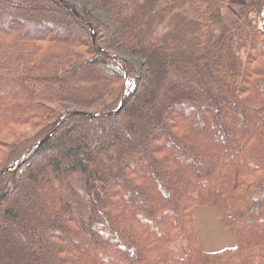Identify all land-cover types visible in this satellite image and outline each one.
Masks as SVG:
<instances>
[{"label": "trees", "instance_id": "trees-1", "mask_svg": "<svg viewBox=\"0 0 264 264\" xmlns=\"http://www.w3.org/2000/svg\"><path fill=\"white\" fill-rule=\"evenodd\" d=\"M263 10L0 0V170L19 165L0 178V264H264ZM202 207L234 245L204 249Z\"/></svg>", "mask_w": 264, "mask_h": 264}, {"label": "rangeland", "instance_id": "rangeland-1", "mask_svg": "<svg viewBox=\"0 0 264 264\" xmlns=\"http://www.w3.org/2000/svg\"><path fill=\"white\" fill-rule=\"evenodd\" d=\"M71 1L79 4L80 6L87 5L89 2H91V0H71ZM29 13H30V11H29ZM48 14H49V11L47 9L44 8V9L41 10V14L40 15H42L41 17H43L45 20H46L45 17H47ZM98 14L100 15V13H98ZM253 17H254V20L258 23L259 28L261 29V25H260L261 24V15H254ZM104 18H106L108 20V18L105 15H104ZM47 19H48V17H47ZM93 30L94 29L91 28L93 45H94V47L97 48L96 37L94 38V36H93V32L95 30L94 31ZM96 36H97V33H96ZM97 49L100 50V48H97ZM128 60L133 62V64L137 68H139V69L141 68V64H142L143 60L138 59V58H134V57H129ZM121 103H122V101H121ZM121 103H120V105H121ZM121 110H122V108H121ZM76 111H80V110H76ZM73 112H71L70 114H72ZM85 112H87V111H85ZM91 113H93V112H91ZM71 116H73V115H70V117ZM20 131H21V134H25L26 133L25 135H30L33 130H31V129L29 130L28 127H23L21 129H19V132ZM14 132H17L16 129L13 132L9 133V134L6 133V135L4 136V138H5V141L3 142L4 144L11 143V141H13V140H15V138H17V137H14V134H15ZM25 135H19V136H21V138H23V136H25ZM8 151H9V148H6V150L4 149L2 152H0V159H3L5 156H7L8 155ZM205 208L206 207H202V209H198V211H197V227L199 229L200 238L202 240V244L204 245V247L206 249H209V250H217V249H220V248L229 247V246L234 245V239H233V235H232V230H230V229L221 230L219 223H217V220L215 219L217 217L210 210L205 209ZM214 216H215V218H214ZM217 228H218V230H217ZM171 249L176 255L182 256V255H184L186 253L187 243L185 241L179 240V241L175 242L171 246Z\"/></svg>", "mask_w": 264, "mask_h": 264}, {"label": "water", "instance_id": "water-1", "mask_svg": "<svg viewBox=\"0 0 264 264\" xmlns=\"http://www.w3.org/2000/svg\"><path fill=\"white\" fill-rule=\"evenodd\" d=\"M77 15L78 12L77 11H74ZM80 16V15H79ZM82 19V18H81ZM261 29L262 31L264 32V10L262 12V15H261ZM94 31V30H93ZM93 36L94 38L96 37V32L94 31L93 32ZM109 55L114 58L119 64H121V66H123L124 70H125V76H126V79L128 77V72H127V68H126V65L125 63L117 56L113 55L112 53L109 52ZM126 97H127V94L123 96L122 98V103L121 105L119 106V108H117V110H114L112 112H107V113H91V112H85V111H74L72 114L70 115H76V114H82V115H86V116H90L92 118H95V117H103V116H109V115H114L116 113H118L122 106L124 105V102L126 100ZM70 116L64 118L47 136H45L41 141H39V144H42L44 143L45 141H47L51 135H53L54 133H56V131H58L61 126L67 121V119L69 118ZM29 155V153H27L25 156H24V159ZM19 167V165H12V166H9V167H6L2 170H0V178L4 175H7L8 173L14 171L15 169H17Z\"/></svg>", "mask_w": 264, "mask_h": 264}, {"label": "crops", "instance_id": "crops-1", "mask_svg": "<svg viewBox=\"0 0 264 264\" xmlns=\"http://www.w3.org/2000/svg\"><path fill=\"white\" fill-rule=\"evenodd\" d=\"M200 209H202V208H200ZM198 211V210H197ZM200 211V210H199ZM213 215V214H212ZM214 218H215V216H214ZM216 220H217V223H219V225H220V229L221 230H224V228L221 226V224H220V222L218 221V219L217 218H215ZM196 223H197V212H196ZM198 228V227H197ZM199 230V229H198ZM231 234V233H230ZM232 235H233V233H232ZM201 242H202V240H201ZM225 248V247H224ZM220 249H222V248H220ZM206 250H208V251H217V250H219V249H217V250H209V249H206Z\"/></svg>", "mask_w": 264, "mask_h": 264}, {"label": "bare ground", "instance_id": "bare-ground-1", "mask_svg": "<svg viewBox=\"0 0 264 264\" xmlns=\"http://www.w3.org/2000/svg\"><path fill=\"white\" fill-rule=\"evenodd\" d=\"M217 230H218V228H217ZM220 230V229H219ZM218 232V231H217ZM203 247H204V245H203ZM204 249H206L205 247H204Z\"/></svg>", "mask_w": 264, "mask_h": 264}]
</instances>
